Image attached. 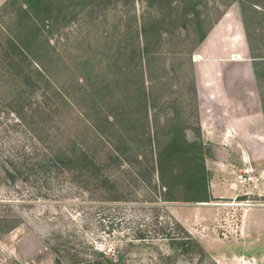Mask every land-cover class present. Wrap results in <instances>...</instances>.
Returning <instances> with one entry per match:
<instances>
[{"label": "rangeland", "instance_id": "rangeland-1", "mask_svg": "<svg viewBox=\"0 0 264 264\" xmlns=\"http://www.w3.org/2000/svg\"><path fill=\"white\" fill-rule=\"evenodd\" d=\"M54 1L40 39L47 50L35 53L51 84L33 73L25 87L3 55L9 35L20 36L22 0H0V264H86L119 248L125 264H157L135 239L139 229L158 236L157 215L178 219L219 264H264V77L252 64L264 55V0ZM155 17L161 38L149 33L147 61L141 29ZM245 94L252 107L229 114ZM199 108L206 131L242 141L211 142L203 131L212 199L175 192L165 201L155 139L166 142L178 124L197 139ZM74 147L100 170L56 162Z\"/></svg>", "mask_w": 264, "mask_h": 264}, {"label": "trees", "instance_id": "trees-1", "mask_svg": "<svg viewBox=\"0 0 264 264\" xmlns=\"http://www.w3.org/2000/svg\"><path fill=\"white\" fill-rule=\"evenodd\" d=\"M159 0H150V4L158 2ZM54 0H22L18 12H16V20L22 27L20 36L8 37V43L3 50L5 59V70L14 77L22 78V83L25 87L33 86L32 75L36 73L41 76L46 83L51 84L50 75L43 61L36 56V51L42 47L40 43L42 37L43 26L45 21L50 17V13L57 6ZM152 27H148L147 22L142 25V32L144 36L143 46L139 45V49L144 54L146 59L151 57L152 50L147 42L149 33L160 42L161 31L160 23L162 18H153ZM245 23V18H244ZM199 24V21H198ZM247 25V22L245 23ZM207 33L202 32L200 41L206 39ZM47 43V42H46ZM44 46V45H43ZM47 50L46 47H42ZM253 68L258 79L264 77V55L254 54ZM147 59V61H148ZM7 61V62H6ZM35 61L37 64H34ZM86 60L84 65H88ZM29 66L32 69H29ZM106 86H110L109 83ZM64 94L59 90L61 97L69 103L68 94ZM24 92V90H23ZM20 91V95L23 93ZM103 93V90H101ZM141 95V103L144 106L145 118L149 120V106L150 99L148 89L145 82L141 84L138 90ZM262 104L264 106V98L261 96ZM38 109L44 110L39 106ZM41 141V138H39ZM153 141L150 143L153 149ZM156 147V157L153 164V169L158 174V181L163 189L162 195L164 200H176L175 192H184V199L192 202H207L212 199L210 193V171L206 165V159L213 155L212 148L205 144L202 140L201 129H198V138L190 140L186 134V128L179 124L171 131V137L162 142L155 139L154 148ZM87 151L77 149L61 150L59 154L55 155L57 163L63 167L71 170L85 171L91 167H96L100 170L98 162ZM154 158V152H153ZM107 180H109L107 178ZM2 217L4 215H1ZM5 219V218H2ZM154 231L158 236H151L150 231L144 232L139 229L135 239L139 241V245L146 248L147 257L149 260L157 264H219L208 251L204 248L202 243L194 237L188 229L176 218L169 216V218L161 219L156 216L153 222ZM156 238V239H155ZM158 239L165 240L169 251L166 252L161 244H158ZM127 244V243H126ZM130 244V243H128ZM132 245V242L131 244ZM153 251H156L155 254ZM125 250L119 248L116 253L108 254L101 252V256L88 260L86 264H125L129 258Z\"/></svg>", "mask_w": 264, "mask_h": 264}, {"label": "crops", "instance_id": "crops-1", "mask_svg": "<svg viewBox=\"0 0 264 264\" xmlns=\"http://www.w3.org/2000/svg\"><path fill=\"white\" fill-rule=\"evenodd\" d=\"M232 59H237V58H232ZM247 95L245 94L243 96V98H239L236 102V104H233V105H230L228 107V113L229 114H232V111L230 110H235V112H238L239 113H243L244 110L246 112H248V106H251L252 107V100H251V96L249 95V99L247 100ZM228 114V115H229ZM203 111L199 108V125H200V129H201V136H202V139L204 137V133L203 131H205V133H207V137L209 139V141L211 142H215L217 140H221V141H227V142H230V143H239L241 142L242 140L240 139L241 137L235 135V134H232V132H229L230 130H227V132L223 133L222 134H218V132H214L213 130L209 129L206 131V127H209L210 122H205L204 118H203ZM228 120V119H227ZM225 120V121H227ZM230 124V123H229ZM209 133V134H208ZM222 136V138H221ZM251 261V260H250Z\"/></svg>", "mask_w": 264, "mask_h": 264}, {"label": "built area", "instance_id": "built-area-1", "mask_svg": "<svg viewBox=\"0 0 264 264\" xmlns=\"http://www.w3.org/2000/svg\"><path fill=\"white\" fill-rule=\"evenodd\" d=\"M242 177V176H241ZM243 179V178H242Z\"/></svg>", "mask_w": 264, "mask_h": 264}]
</instances>
